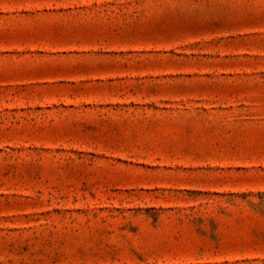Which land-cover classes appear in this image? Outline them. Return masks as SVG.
<instances>
[{"label":"rangeland","instance_id":"rangeland-1","mask_svg":"<svg viewBox=\"0 0 264 264\" xmlns=\"http://www.w3.org/2000/svg\"><path fill=\"white\" fill-rule=\"evenodd\" d=\"M0 264H264V0H0Z\"/></svg>","mask_w":264,"mask_h":264}]
</instances>
